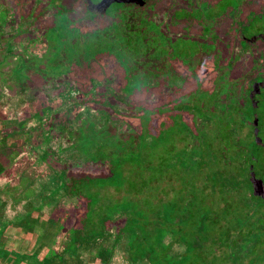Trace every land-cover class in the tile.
<instances>
[{
    "label": "rangeland",
    "instance_id": "rangeland-1",
    "mask_svg": "<svg viewBox=\"0 0 264 264\" xmlns=\"http://www.w3.org/2000/svg\"><path fill=\"white\" fill-rule=\"evenodd\" d=\"M38 1L0 0V20H5L0 24V264H142L140 248L153 249V236L151 242H140L138 237L128 235L130 231L124 233L119 226L125 218V208L117 205L109 212L104 202L107 197L133 199L134 194L127 196L126 191L130 188L128 181L136 178L114 175L108 180L125 186L102 188L100 178L104 180L108 174V155L99 153L92 159L89 154L94 149L84 143V133L90 129L101 133L106 129L120 139L135 136L140 130L142 109L149 112L157 108L148 121L147 129L152 135L146 136L141 148L139 138L134 143L149 163L155 165L161 158L176 156L185 147L191 154L192 164L189 157L184 161L181 158L183 163L177 164L176 170L155 171L157 197L169 209L166 215L180 226L184 221L178 218L199 215L205 230L210 227V215L218 217V228L210 229L211 239L225 227L232 231L243 228L247 206L238 193L230 192L227 181L236 180L232 169L236 175L239 153L233 148L219 152L222 141L214 133L222 131L221 125L198 124L202 135L197 136L191 123L195 114L178 113L192 102L198 114L195 104L206 95H191L172 104L177 94L164 88L155 92L146 88L127 95L120 89L123 79L116 60L99 53L88 61L84 74L80 70L60 77L40 74L36 69L50 44L40 35L39 25L45 18L39 12L40 3L34 6ZM5 10L10 11L12 24L5 19ZM47 20L48 17L44 21ZM87 77L92 78L93 90L85 93ZM59 78L75 87L76 92H64L56 85ZM184 123L190 137H183ZM78 126H85L84 131H79ZM261 139L264 143V134ZM184 141H188L185 147ZM119 146L129 149L125 142ZM254 146L247 142L251 153L262 148ZM196 162L204 163L198 173L194 172ZM183 192L195 206L185 203L181 210ZM162 241L166 244L168 235ZM202 241L192 244L193 255L189 250L176 260L173 256L168 264H201L198 260L192 263V259L198 258L197 246ZM129 244H133L131 251L127 249ZM181 248L179 243H173L163 256L178 254Z\"/></svg>",
    "mask_w": 264,
    "mask_h": 264
},
{
    "label": "flooded vegetation",
    "instance_id": "flooded-vegetation-1",
    "mask_svg": "<svg viewBox=\"0 0 264 264\" xmlns=\"http://www.w3.org/2000/svg\"><path fill=\"white\" fill-rule=\"evenodd\" d=\"M38 3L48 17L40 22V35L50 44L36 69L40 74H84L99 53L116 60L127 95L164 88L177 94L171 104L206 95L195 104L198 114L192 102L178 113L195 114L197 136L203 122L221 125L214 133L222 141L219 152L233 148L240 157L236 175L230 165L236 179H227L230 192L248 209L245 226L230 229L236 241L232 258L217 264H264V0H39L34 6ZM5 15L12 24L10 11ZM91 80L87 77L85 93L93 90ZM56 85L76 92L60 78ZM151 111L152 116L157 108ZM247 142L262 148L251 153Z\"/></svg>",
    "mask_w": 264,
    "mask_h": 264
},
{
    "label": "trees",
    "instance_id": "trees-1",
    "mask_svg": "<svg viewBox=\"0 0 264 264\" xmlns=\"http://www.w3.org/2000/svg\"><path fill=\"white\" fill-rule=\"evenodd\" d=\"M95 46L97 47L98 45ZM96 47L95 50H97ZM127 92L128 91H126V93ZM151 112V110L148 112L147 109H142V113L139 114L140 130L136 132L135 136L129 134L127 139H120L119 136L113 133H109L106 129L100 130L103 133L97 132L98 130L93 131L91 129L88 132L84 133V135L87 137V140L84 141V143H86L85 145L91 146V148L93 147L94 149L93 152H90L89 154L90 156H92V159L99 153H104V155L106 156L108 155V174L103 177L104 180L100 178V181H102V185L100 184L101 186H103L102 188L110 185L113 188L122 189V186H125L108 180L110 178H114V175H116L118 178L119 176L120 178H136V180L134 181H128L130 188H128L126 191L127 196L132 193L134 194V198L129 199L127 197L126 199V197H123L121 200H116V198L111 199V197L104 198L105 201H103L107 202L106 204L109 205L107 210L109 212L113 211L117 209V205L125 208V212H123V218H125L119 226L121 229H123L124 233L125 230L130 231L128 232V235H132L136 238L138 237L140 242H145L148 240H150L151 242L153 236L152 244L154 242L155 247L153 249L151 247L140 248L142 250V256H140L139 258V263L168 264L173 256L176 260L178 256H185L187 254V251L189 252V250L193 255L191 246L192 244L196 245L197 241H200L201 239L203 240L202 245L197 246L199 248V253L198 255H196L198 256V258L192 259V263H195L198 260L201 261V264H217L219 263V261L231 259L232 250L236 244V241L231 235L230 228L225 227L220 234H213V239H211L212 237L210 236L212 235L213 229L218 228L217 223L215 222V220L219 219L218 217L210 215V219H208L210 220L208 225L210 227L205 230L206 227L204 228L202 221L200 223L198 220L199 215H196L195 217H189L188 215L187 217L178 218L180 221H184L182 223V226H180L178 221L174 222L175 220H173V218H170L168 215H166V211L168 208L167 206L166 208H164V204H162V198L157 197L158 191L157 188H155L156 185L154 182L155 171H164L165 173L167 170H176L177 164L181 165L183 161L188 157L191 159V154L186 153L185 144L187 145L188 141L186 143L184 141L185 148L180 150V153L178 155H172L169 158H161L155 165H152L151 163H149V160L147 159L145 154L135 149L134 143L138 140V138L140 139L138 141V144L141 148L143 147L142 142L147 139L146 136L152 135L151 132L147 129ZM86 124H88V122ZM84 127L85 126H78L77 129L83 132L85 129ZM183 132V137L189 134L185 127V124L183 125ZM121 142H125V145H127L129 148L127 149L128 151L122 150V148L119 146ZM181 158L183 159V161H181ZM134 163H136L137 165H135ZM203 164L204 163L202 162H196L194 172L198 173L199 171H201V169L204 167ZM111 172H113L114 174L110 175ZM153 188L155 189L154 192H152ZM132 189H134L135 191L131 192L130 190ZM200 192V188L198 187L197 194H200ZM182 195L185 198H183L182 200L183 205L181 206V210L183 207H186L184 206L185 203L195 206V204L192 203V200L187 196L186 192H183ZM154 198L155 202H153ZM113 206L115 207L111 208ZM190 211L192 210L190 209ZM179 212H177L176 214H178ZM223 223L225 222L223 221ZM212 227L213 229L211 231L210 229ZM204 230L206 231V233L204 232ZM165 235H168L169 237V241H167L166 244H164V241H162V237ZM179 239H181L182 241H180ZM170 243H179L182 248L181 250H178V254H170L168 255L169 257L166 258L165 256H163V252L164 250H169V247L171 245ZM132 247L133 244H129L127 246V249L131 251L130 248ZM143 259L147 260L144 261ZM172 264L182 263L178 261Z\"/></svg>",
    "mask_w": 264,
    "mask_h": 264
}]
</instances>
